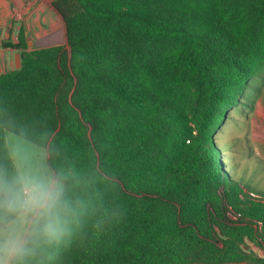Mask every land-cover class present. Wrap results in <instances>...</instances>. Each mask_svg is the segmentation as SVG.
I'll return each mask as SVG.
<instances>
[{"label": "trees", "instance_id": "16d2710c", "mask_svg": "<svg viewBox=\"0 0 264 264\" xmlns=\"http://www.w3.org/2000/svg\"><path fill=\"white\" fill-rule=\"evenodd\" d=\"M65 45L0 75L6 134L47 152L64 231L20 264H264V193L215 135L264 75V0H55ZM259 90V89H258Z\"/></svg>", "mask_w": 264, "mask_h": 264}, {"label": "rangeland", "instance_id": "374dc122", "mask_svg": "<svg viewBox=\"0 0 264 264\" xmlns=\"http://www.w3.org/2000/svg\"><path fill=\"white\" fill-rule=\"evenodd\" d=\"M29 1L32 0H24L23 13ZM44 1L48 18L45 12L42 13L40 18L42 30L37 29L33 22L36 14L32 13V10L26 11L20 18L18 16L12 18V22L18 23L20 27L18 41L15 44L19 43L21 31L26 39L28 25L30 28L28 36H31L30 41L33 42L32 48L35 50L66 44L61 17L53 7L55 0ZM44 17L47 19L46 22L43 21ZM18 52L20 54V51ZM252 85L257 91H247L245 99H241L228 111L226 118L216 130L215 138L224 151V162L227 163L225 169L228 170L230 178L244 180L264 193V75L261 79L255 78ZM7 144L17 170L19 165L25 164L39 167L50 175L45 149L11 133H7Z\"/></svg>", "mask_w": 264, "mask_h": 264}, {"label": "clouds", "instance_id": "9594fccd", "mask_svg": "<svg viewBox=\"0 0 264 264\" xmlns=\"http://www.w3.org/2000/svg\"><path fill=\"white\" fill-rule=\"evenodd\" d=\"M60 180L39 167L21 164L15 175L0 169V264H20L30 244L51 243L64 231Z\"/></svg>", "mask_w": 264, "mask_h": 264}, {"label": "crops", "instance_id": "0c3cea01", "mask_svg": "<svg viewBox=\"0 0 264 264\" xmlns=\"http://www.w3.org/2000/svg\"><path fill=\"white\" fill-rule=\"evenodd\" d=\"M24 0H0V75L5 74L9 71L16 69V58L20 55L17 50L9 46V44L17 43V37L19 33L18 23H13L12 18L15 16L22 17L26 11L32 10L35 13L33 17V22H35L37 29H41L40 18L42 13H46V5L44 0H32L26 4L24 13L22 7L25 5ZM48 14L46 13V17ZM48 18V17H47ZM46 18L43 21L46 22ZM62 21V19H61ZM63 23V21H62ZM29 24V23H28ZM29 26V25H28ZM26 28V43L27 50L33 51L32 41H30L31 36L29 35L30 28ZM25 27V26H24ZM64 27V23H63ZM65 31V27H64ZM7 141V134H6Z\"/></svg>", "mask_w": 264, "mask_h": 264}, {"label": "water", "instance_id": "95a60500", "mask_svg": "<svg viewBox=\"0 0 264 264\" xmlns=\"http://www.w3.org/2000/svg\"><path fill=\"white\" fill-rule=\"evenodd\" d=\"M21 67V64H20V55H17V58H16V69H19Z\"/></svg>", "mask_w": 264, "mask_h": 264}]
</instances>
